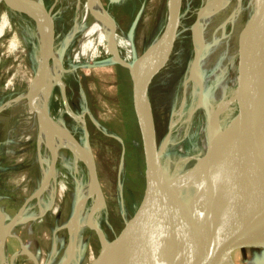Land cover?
<instances>
[{
  "label": "rangeland",
  "instance_id": "obj_1",
  "mask_svg": "<svg viewBox=\"0 0 264 264\" xmlns=\"http://www.w3.org/2000/svg\"><path fill=\"white\" fill-rule=\"evenodd\" d=\"M36 1L50 10L54 34L53 50L55 49L54 53L67 70L63 85H56L52 91L47 111L91 152L103 197L98 225L106 239L112 241L118 236L124 223L132 217L144 189V161L138 121L131 100L130 77L128 71L116 64L103 49L99 50V55L90 64L83 59L75 61L73 55L81 34L74 29L73 0ZM93 1L95 4L101 3L104 11L114 19L118 32L128 40L132 23L142 11L131 34L138 55L154 40L166 20L167 0ZM204 2L205 0H183L173 53L146 88L145 95L153 112L159 149L167 140L172 118L182 104L184 82L193 57L190 29ZM251 2L252 0H242V25L252 10ZM5 11L6 6L0 1V15ZM8 18L11 27L0 29V210L5 217V224H10L12 219L17 218L11 234L21 238L39 264H62L70 244L66 225L76 211L78 192L68 185V190L59 201L48 194L40 199L38 205L33 198L42 181L36 148L39 139L38 117L36 118L35 112L32 114L28 110L26 98L21 97L28 91L29 79L36 72L35 58L36 55L39 56L40 44L36 36V23L29 16L10 12ZM223 25V33L229 35L232 30L230 21ZM13 40L15 47L11 46ZM219 40L220 34L214 33L206 46L211 48ZM44 44L45 41H42V49ZM121 57L123 58L122 52ZM238 64V57H235L230 67H227L228 77H235L232 68L236 65L238 67ZM218 68L219 64H216L204 75H211ZM217 81L219 80L210 82L207 90L214 88ZM235 89L228 91L234 92ZM195 93L192 90L186 98L185 110ZM29 101L32 105L30 98ZM65 105L74 114L82 115L85 125L81 126L68 115ZM230 110L232 115L236 112L235 103ZM204 120L205 114L198 108L190 118L184 116L171 129L162 155V162L169 176L182 175L194 165V159L201 150L200 127ZM58 156L56 168L61 175H65L71 169V165L67 163L71 153L64 148L59 151ZM44 158L47 162L50 161L49 154H44ZM86 168V163L80 165L79 175L83 184L87 183L89 177ZM63 179L68 180L69 175L66 174ZM4 245L8 260L19 252V243L11 236L6 238ZM99 250L100 243L95 232L83 228L77 238L76 264H89ZM233 262L264 264V251L235 252ZM11 264L33 262L25 255H17Z\"/></svg>",
  "mask_w": 264,
  "mask_h": 264
},
{
  "label": "water",
  "instance_id": "obj_2",
  "mask_svg": "<svg viewBox=\"0 0 264 264\" xmlns=\"http://www.w3.org/2000/svg\"><path fill=\"white\" fill-rule=\"evenodd\" d=\"M182 3L183 0H167L162 29L139 55L131 34L142 11L136 15L129 33L134 47L131 61L125 63L110 54L130 77L131 100L144 161L142 197L132 217L112 241L106 239L98 225H92L103 201L92 154L67 128L60 126L77 149L82 153L89 152L92 158V169H86L93 180L96 206L88 214L87 228L95 232L100 250L89 264H234L235 252L264 251V0H252V10L238 38L239 64L234 78L238 75L235 91L239 88V95L238 100L232 99L229 105L235 103L237 106L233 115L228 109V119L232 118L230 127L209 155L201 147L194 165L173 185L162 162L171 128L159 149L153 112L145 92L158 69L173 53ZM42 8L47 21L51 22L50 10L43 5ZM53 54L52 44L50 57L43 67L45 72L49 70ZM195 58L193 51L191 66ZM136 62L140 63L139 68H135ZM232 88L235 86L229 90ZM230 91L227 98L235 93ZM29 92L30 88L26 93V104L33 114L37 109L29 101ZM202 163H208L204 172H201ZM201 173L204 177L197 194L183 212L177 196L179 187ZM0 213L5 221L1 210ZM16 219H12L10 228L13 229ZM9 235L19 242V252L12 260L17 255H25L33 264H39L35 256L26 251L19 236Z\"/></svg>",
  "mask_w": 264,
  "mask_h": 264
},
{
  "label": "bare ground",
  "instance_id": "obj_3",
  "mask_svg": "<svg viewBox=\"0 0 264 264\" xmlns=\"http://www.w3.org/2000/svg\"><path fill=\"white\" fill-rule=\"evenodd\" d=\"M0 1L6 6V11L0 15V29H9L11 27L8 18L10 12L24 13L36 23V36L40 47L38 51L39 56L36 55L35 58L37 66L36 72H33L29 79V98L31 99L32 105L37 109L35 114L40 121L38 122L39 139L36 148L38 151V162L42 172V181L34 193L33 198L36 199L38 205L40 199L48 194L59 201L68 190V185L73 186V190L78 192L76 211L66 225L70 244L67 246L65 258L62 263L76 264L77 238L80 231L83 228H87V217L96 206V196L91 173H89L86 184L82 183L79 175V169L82 163H86L89 170L92 169V158L89 152H80L72 139L60 128L61 125L47 111V103L52 91L56 85H63V77L67 70L64 69L61 60L55 53L49 61V70L47 72L43 70L44 64L50 57L54 34L53 23L52 21H47L42 4L36 0ZM73 5L75 8L74 29L81 34L76 47V53L73 55L75 61L83 59L90 64L101 49H103L105 54L117 56V59L122 62L126 63L132 60L134 54L133 44L118 32V27L114 19L108 12L106 13L104 11L101 3L95 4L93 0H73ZM241 14L242 0H205L197 12L195 24L190 29L193 51L196 54V58L194 64L187 72L184 82L182 104L175 112L170 128L172 129L174 125L179 124L184 116L190 118L194 110L198 108L202 109L205 114V120L200 127V138L201 147L207 155L223 140L232 120V118L228 119L230 102L232 99L238 100L239 88H237L234 94H231L230 99L227 98L229 88L234 86L236 88L238 81V75L236 78L227 77V67L235 57H238V38L243 28ZM227 21H230L232 25V30L229 35L224 34L223 24ZM214 33L220 34V40L214 42L213 46L208 48L206 42ZM42 41L43 43L45 41L43 49ZM231 43L232 45H230ZM11 46H14V40L11 42ZM121 52L123 58L121 57ZM216 64H219L218 70L211 75H204L205 72L212 70ZM139 66L140 63L136 62L135 68H139ZM232 71L234 74H237V65L232 68ZM216 79L219 80L216 86L208 91L209 83ZM192 90H195L196 93L193 95L191 103L185 110L184 103ZM26 93L21 98H26ZM145 98L147 99L146 95ZM225 99L227 102H225ZM219 102H221V105L218 106ZM65 107L67 113L72 118L81 126L85 125L82 115L74 114L67 105ZM64 148L68 149L71 153L70 159L67 161L69 166L71 165V169L66 172L69 175L68 180H64L63 178L66 174L61 175L56 168L59 162V151ZM44 154H49V162L44 158ZM200 166L202 168L201 172H204L207 170L208 163H202ZM181 176H172L170 178L171 183L174 185L179 182ZM203 177L204 174L201 173L193 177L187 184L179 187L177 196L183 212L189 207L197 194ZM89 201L90 204H88ZM99 215L100 213L98 211L92 222L93 226L99 224ZM10 226L11 224H5L3 218L0 216V264H11L12 256L8 260L7 250L4 245L6 238L10 236L9 233H12ZM25 249L29 254L34 256L33 252L28 248L25 247Z\"/></svg>",
  "mask_w": 264,
  "mask_h": 264
},
{
  "label": "flooded vegetation",
  "instance_id": "obj_4",
  "mask_svg": "<svg viewBox=\"0 0 264 264\" xmlns=\"http://www.w3.org/2000/svg\"><path fill=\"white\" fill-rule=\"evenodd\" d=\"M66 113H67V111H66ZM68 114V113H67ZM69 115V114H68ZM18 241V240H17ZM19 243V242H18Z\"/></svg>",
  "mask_w": 264,
  "mask_h": 264
}]
</instances>
